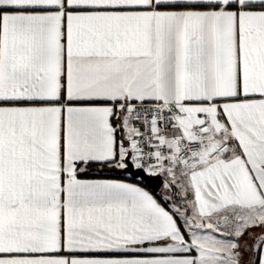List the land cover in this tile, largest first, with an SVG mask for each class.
I'll use <instances>...</instances> for the list:
<instances>
[{
  "label": "snow or ice",
  "instance_id": "obj_1",
  "mask_svg": "<svg viewBox=\"0 0 264 264\" xmlns=\"http://www.w3.org/2000/svg\"><path fill=\"white\" fill-rule=\"evenodd\" d=\"M0 264H264V0H0Z\"/></svg>",
  "mask_w": 264,
  "mask_h": 264
},
{
  "label": "trees",
  "instance_id": "obj_2",
  "mask_svg": "<svg viewBox=\"0 0 264 264\" xmlns=\"http://www.w3.org/2000/svg\"><path fill=\"white\" fill-rule=\"evenodd\" d=\"M100 178H121V179H124V180H129V181H132V182H137V179L135 178H132L128 175H125V174H119V173H113V172H109L107 170L104 171L103 175L100 177ZM142 186H145V187H148L147 185H142ZM148 189H150L154 194L156 195H159L160 191L159 192H155L153 191L151 188L148 187ZM162 189V188H161Z\"/></svg>",
  "mask_w": 264,
  "mask_h": 264
},
{
  "label": "water",
  "instance_id": "obj_3",
  "mask_svg": "<svg viewBox=\"0 0 264 264\" xmlns=\"http://www.w3.org/2000/svg\"><path fill=\"white\" fill-rule=\"evenodd\" d=\"M133 171H135V170H133ZM123 174L128 175V176H130L132 178H135L130 173H123ZM162 181H163V177H160L159 179H153L152 183L150 185H147V186L149 188H151L153 191L159 192L161 190V188H162Z\"/></svg>",
  "mask_w": 264,
  "mask_h": 264
},
{
  "label": "crops",
  "instance_id": "obj_4",
  "mask_svg": "<svg viewBox=\"0 0 264 264\" xmlns=\"http://www.w3.org/2000/svg\"><path fill=\"white\" fill-rule=\"evenodd\" d=\"M108 179H120V180H124V179H121V178H108ZM126 182H130V183H135V182H132V181H129V180H125ZM149 191H151L150 189H148Z\"/></svg>",
  "mask_w": 264,
  "mask_h": 264
}]
</instances>
